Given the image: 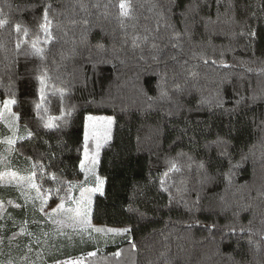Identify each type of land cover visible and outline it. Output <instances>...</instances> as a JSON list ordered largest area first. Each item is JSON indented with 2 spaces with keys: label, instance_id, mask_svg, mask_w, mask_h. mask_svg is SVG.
Returning a JSON list of instances; mask_svg holds the SVG:
<instances>
[{
  "label": "trees",
  "instance_id": "obj_1",
  "mask_svg": "<svg viewBox=\"0 0 264 264\" xmlns=\"http://www.w3.org/2000/svg\"><path fill=\"white\" fill-rule=\"evenodd\" d=\"M125 2L130 18L121 0H0L14 166L58 202L83 177L85 116L111 115L90 217L128 235L86 264H264V0ZM16 194L0 186L6 204Z\"/></svg>",
  "mask_w": 264,
  "mask_h": 264
},
{
  "label": "rangeland",
  "instance_id": "obj_2",
  "mask_svg": "<svg viewBox=\"0 0 264 264\" xmlns=\"http://www.w3.org/2000/svg\"><path fill=\"white\" fill-rule=\"evenodd\" d=\"M111 88L114 89V86ZM5 100L0 99V109L3 108V103ZM12 113V107H11ZM15 114V113H14ZM92 117L91 120L88 118ZM112 121V124L109 126L107 124L108 120ZM8 117L7 114H5L4 119H0V186L7 187L12 186L14 189L18 191V194H16V197L20 196V199L22 202H14V199H8V204H6L2 199L0 198V214L3 213V211L8 210L9 207L11 208H23L25 206H29L32 209L35 208L37 211L42 213L44 215V210L46 211V218L48 220V223L51 225V237H48L47 240L51 241L52 239L57 240H75V239H84L85 236H88V238L94 239L95 235L99 237L100 239L107 238L106 235L108 233L107 229H114L111 227H105V226H98L94 225L91 220V207L92 202L97 194H101L103 192L105 180L103 177H101L97 172V166L99 161V155L101 153L102 148L111 140V135L113 131V117L111 115H92L88 114L85 116L84 121V131H83V144H82V151H81V161H84L87 168H91V172L87 173L86 178V171H83V177L80 180H76L71 185L69 193L65 196V198H62L56 203H51L50 201V194L47 192H43L37 183L36 179L33 176V181L37 185L36 188L29 187L27 184H20L19 180H13L12 173H15L17 177H27L29 175L33 174V170H27L28 165H21L20 168L24 169L26 171H20V169L17 166H14L15 164V158L13 153V147L15 141L20 137L21 129L18 123L16 122L15 127L9 128L8 126ZM89 133V138L87 142L85 141V132ZM105 131H108V138L105 140L104 133ZM93 133H96L97 135H93ZM8 139H12L14 143L12 145H9L7 143ZM100 143V148L97 150V143ZM88 153V159H85V152ZM98 151V156L96 155ZM96 157L95 164L92 163V157ZM81 161L79 168L81 170ZM29 166H32L31 163H28ZM19 169V170H17ZM100 181L103 183L101 184ZM82 193L84 197V202H87V197L91 198V204H90V212L87 216L88 226L81 229L79 225H77L75 228L72 226L74 221L70 219V217L76 216V213L73 211H68V209H75L77 207V202L82 200ZM63 204V209H60L59 212L54 211L58 208L59 205ZM57 221L61 223H56ZM95 229H102L103 231H95ZM56 231L57 233H55ZM3 233V232H2ZM0 235V244L3 242L5 238H3V234ZM12 238L13 241H9L8 243L12 247L14 243L17 240V237L21 236L20 232H17ZM2 236V237H1ZM90 236V237H89ZM10 246L8 249H6L4 255H6L4 258V263L2 264H12L11 261L14 260L15 255H13V251L15 250L10 249ZM28 251V250H27ZM40 249H32L30 250L31 255L34 254V256H38ZM94 253V252H90ZM90 253L87 257H90ZM16 254V253H15ZM20 255V252H19ZM17 256V255H16ZM29 254H27L26 257H28ZM24 257V256H21ZM6 260V261H5ZM79 264H86L85 261H83V256L81 257V260L78 259Z\"/></svg>",
  "mask_w": 264,
  "mask_h": 264
},
{
  "label": "crops",
  "instance_id": "obj_3",
  "mask_svg": "<svg viewBox=\"0 0 264 264\" xmlns=\"http://www.w3.org/2000/svg\"><path fill=\"white\" fill-rule=\"evenodd\" d=\"M7 187L12 188V186ZM31 212L32 209L19 211L15 208L5 210L0 214V224H9L11 240L17 236L15 235L17 232L21 233L13 245L15 250L19 249L20 255L19 252L15 254L14 260L11 261L12 264H67L69 261L76 264L78 259L81 260V255L87 248L100 249L101 247L113 246L128 235L127 228H114L113 231H108L105 239H100L95 235L94 239L85 236L84 239L69 241L52 239L49 241L47 238L51 237L52 227L46 218V211L44 210V215L36 209H34L35 213ZM32 249H40L37 257L34 254L31 255L30 250ZM27 254H29L28 257H26Z\"/></svg>",
  "mask_w": 264,
  "mask_h": 264
},
{
  "label": "snow or ice",
  "instance_id": "obj_4",
  "mask_svg": "<svg viewBox=\"0 0 264 264\" xmlns=\"http://www.w3.org/2000/svg\"><path fill=\"white\" fill-rule=\"evenodd\" d=\"M119 8H120V17L124 18V17H129L130 18V5L127 4L125 2V0H121V3L119 4ZM45 21L46 23L44 25H41V29L44 33V37H45V40L44 42L45 43H48L50 40H51V33L49 31V27H50V24L47 23V14H45ZM8 23V21L6 19H0V28L4 27L6 24ZM16 31L19 32L20 31V28L19 26H17L16 28ZM24 35L27 36V30H25L24 32ZM39 43V38H37V40H34L32 42V49H33V54L34 55H37V56H40L43 52V49L37 47V44ZM20 47V43L17 44V48L19 49ZM40 83L43 85L45 83L44 79L41 78L40 79ZM43 99V97H41ZM16 104V100L15 99H9V100H5L4 103H3V108L0 109V119H4L5 118V114H7V117H8V126L9 128H13L15 127L16 125V122L18 121L19 117L12 113L11 111V107L12 105ZM41 107L40 104H37L36 105V109L39 110ZM89 120L92 119V117H89L88 118ZM107 124L110 126L112 124V121L109 119L107 121ZM54 125L51 121V119H49L48 122L45 123L44 127L45 128H52ZM31 135V133H29V136ZM93 135H97L96 133H93ZM89 138V133L86 131L85 132V141L87 142ZM104 138L105 140L108 138V131H105L104 133ZM7 143L9 145H12L14 143V141L12 139H8ZM100 143L98 142L97 143V150L100 148ZM98 156V151H97V154ZM85 159L87 160L88 159V153L87 151L85 152ZM96 162V157L93 156L92 157V163L95 164ZM201 167H203V165H201ZM173 170H177L178 169L176 168L175 165L172 166ZM87 169V171H86ZM81 171H86V178H87V173H90L91 172V168H87L86 164L84 161H81ZM12 177H13V180H19L20 181V184L23 185V184H27L29 187H32V188H36L37 185L34 183L33 181V176L35 175L34 173L32 175H29L27 177H17L15 173H12L11 174ZM100 183L102 184L103 182L100 181ZM87 202L85 203L84 202V197H83V193H82V200L77 202V207L75 209H68V211H73L76 213V216L74 217H70V219H72L74 221L73 223V227L75 228L77 225H79L81 227V229L85 228L88 226V221H87V216L90 212V204H91V198L90 197H87ZM64 205L61 204L58 206V208L54 211H57L59 212L60 209H63ZM56 223H61L59 221H57ZM95 231H103L102 229H95ZM108 231H113L112 229H109ZM127 231V230H125ZM90 255H94V253H90ZM67 264H73V262L69 261L67 262ZM76 264H79V262H76Z\"/></svg>",
  "mask_w": 264,
  "mask_h": 264
}]
</instances>
